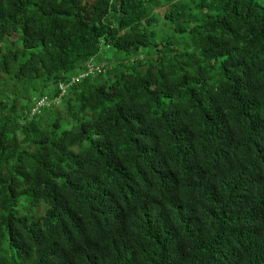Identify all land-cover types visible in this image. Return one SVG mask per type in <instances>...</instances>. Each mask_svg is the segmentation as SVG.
<instances>
[{"label":"trees","instance_id":"1","mask_svg":"<svg viewBox=\"0 0 264 264\" xmlns=\"http://www.w3.org/2000/svg\"><path fill=\"white\" fill-rule=\"evenodd\" d=\"M234 150L264 160V0H0V264H264Z\"/></svg>","mask_w":264,"mask_h":264},{"label":"clouds","instance_id":"2","mask_svg":"<svg viewBox=\"0 0 264 264\" xmlns=\"http://www.w3.org/2000/svg\"><path fill=\"white\" fill-rule=\"evenodd\" d=\"M110 1H113V0H110ZM93 64L95 66H97L96 69L98 70V72L102 71L101 67H103L104 62L99 64L98 62L93 61ZM71 83H72V81H71ZM62 87H64V91L62 90ZM67 87H68L67 84H59L58 85V89H59L60 92H59L58 96L55 98V101H54L57 105L60 102L59 100H61V98L65 95ZM49 104H50V102H47V99H46V101L37 100V101H35L34 107L31 109L30 113L34 114V113H36L38 111V109L40 107H42L43 105H47L48 106ZM233 152H235V153H233V155H235L238 158L239 163H244L245 164V168H249L247 174H252V170H257V172L260 171L261 173H262V170H264V160L263 161L257 160L256 162L253 163L251 160H246L243 157H241L239 155L241 153L238 150L237 151L234 150Z\"/></svg>","mask_w":264,"mask_h":264},{"label":"built area","instance_id":"3","mask_svg":"<svg viewBox=\"0 0 264 264\" xmlns=\"http://www.w3.org/2000/svg\"><path fill=\"white\" fill-rule=\"evenodd\" d=\"M62 90L64 91V87H62Z\"/></svg>","mask_w":264,"mask_h":264},{"label":"rangeland","instance_id":"4","mask_svg":"<svg viewBox=\"0 0 264 264\" xmlns=\"http://www.w3.org/2000/svg\"><path fill=\"white\" fill-rule=\"evenodd\" d=\"M159 31H161V29H160ZM162 31H163V30H162Z\"/></svg>","mask_w":264,"mask_h":264}]
</instances>
